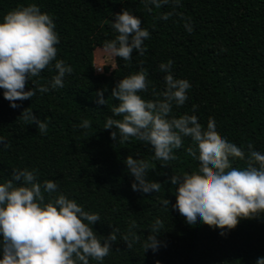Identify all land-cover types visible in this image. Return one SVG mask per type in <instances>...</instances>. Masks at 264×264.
<instances>
[{"label": "trees", "instance_id": "1", "mask_svg": "<svg viewBox=\"0 0 264 264\" xmlns=\"http://www.w3.org/2000/svg\"><path fill=\"white\" fill-rule=\"evenodd\" d=\"M29 3L52 17L60 40L56 58L73 71L66 74L63 88L16 101L17 108L9 106L0 89V136L7 142V147L0 145V183L12 180L13 169H36L38 181L54 180L58 192L85 211L98 213L100 221L92 225L97 235L119 230L103 264H255L264 257V214L240 219L221 236L220 229L203 223L191 227L172 209L176 186L170 177L198 167L187 153V148H195L189 138L173 150L176 158L162 165L164 161L153 159L151 145L135 138L120 143L110 136L115 129L103 128L118 103L111 96L118 81L143 67L150 83L140 95L155 99L153 90L159 93L164 87L158 65L171 59L174 77L191 84L189 99L179 108L173 106L172 115L195 114L204 127L211 117L218 134L242 147L246 156L248 144L264 153V0H181L176 13L183 19L173 14L167 20L160 16L172 11L171 5L150 6L149 12L142 0H0V18ZM123 9L138 16L149 31L147 53L134 51L130 62L116 57V76L96 74L93 52L114 38L110 21ZM189 18L191 33L183 27ZM54 74L46 68L32 78L34 84L26 81L25 91L46 85ZM97 90H103L107 104L96 103ZM24 109L41 121L48 118L46 134L20 117ZM85 119L90 127L82 129ZM128 156L148 161L146 179L160 182L159 192L132 190L134 178L124 163ZM232 166L244 168L246 163L237 158ZM12 182L20 185L23 180ZM163 199L169 200L167 208ZM156 219L162 225L156 234L160 246L155 252L143 251ZM130 227L137 239L127 248L121 236L129 234Z\"/></svg>", "mask_w": 264, "mask_h": 264}, {"label": "clouds", "instance_id": "2", "mask_svg": "<svg viewBox=\"0 0 264 264\" xmlns=\"http://www.w3.org/2000/svg\"><path fill=\"white\" fill-rule=\"evenodd\" d=\"M142 3L149 12L150 6L171 5L172 11L161 14L160 19L167 20L173 14L183 19L182 14L176 13L181 0H142ZM141 23L127 9L114 14L110 27L116 35L102 43V58L94 60L92 67L98 72L105 66L114 67L106 61L116 57L130 62L134 51L144 56L147 53L144 41L150 38V33ZM183 27L188 33L193 31L190 18ZM55 28L50 14L42 12L35 3L19 6L0 18V89L10 107L17 108L16 101L33 98L37 92L63 88L66 74L72 73L70 65L56 58L60 40ZM172 65L171 59L158 65L164 73V87L159 93L153 90L155 99L145 100L140 95L148 91L147 69L140 67L122 77L111 92L118 103L111 108L112 115L105 119L103 128L115 129L110 136L120 143L135 138L151 145L153 159L164 161L162 165L174 160L173 150L180 149L184 139L189 138L195 148H187V153L198 161V167L191 173L170 177L176 186L172 209L184 216L191 227L203 223L220 229L223 236L240 219L264 214V153L248 144L246 156L242 147L218 134L211 117L204 127L195 114L172 115L173 106L179 108L189 99L187 90L191 88L187 79L174 77ZM46 68L55 70L46 85L25 91L26 81L39 77ZM96 96L97 104H107L103 90H97ZM195 110L193 105V113ZM20 117L34 122L39 133L46 134L48 118L41 121L29 109H24ZM79 127L87 129L90 123L85 119ZM0 145L7 147L2 136ZM237 158L245 161L246 167H233L232 161ZM124 163L134 178L133 191L145 194L160 191V182L146 179L148 161L128 156ZM37 175L36 169H13L12 180L0 183V264H90V260L103 264L119 230L113 228L106 237L97 235L92 225L100 221L99 214L85 211L74 199L58 192L54 180L40 182ZM21 179L20 185L12 182ZM161 203L167 208L169 200L163 199ZM161 226L156 219L150 235L144 239L143 251L158 250L160 242L156 234ZM131 227L129 234L121 236L127 248L137 239ZM255 264H264V257L257 258Z\"/></svg>", "mask_w": 264, "mask_h": 264}, {"label": "rangeland", "instance_id": "3", "mask_svg": "<svg viewBox=\"0 0 264 264\" xmlns=\"http://www.w3.org/2000/svg\"><path fill=\"white\" fill-rule=\"evenodd\" d=\"M100 49V48H98ZM96 50V49H95ZM94 50V51H95ZM94 53V52H93ZM95 57V58H94ZM100 58H102V53L100 50H97V52L95 53V56L93 54V61L94 60H99ZM114 61V62H113ZM109 63H113L114 64V67H111V66H108L106 69L105 67L103 68V71L102 73H98V71L94 68V71L95 73L97 72L99 75H105V76H116L117 75V70H116V65H115V58L113 60H110V61H106V64L108 65H112V64H109Z\"/></svg>", "mask_w": 264, "mask_h": 264}, {"label": "bare ground", "instance_id": "4", "mask_svg": "<svg viewBox=\"0 0 264 264\" xmlns=\"http://www.w3.org/2000/svg\"><path fill=\"white\" fill-rule=\"evenodd\" d=\"M97 50H100V49H96L95 51H94V56H95V53L97 52ZM95 58V57H94ZM103 71V70H102ZM102 71H99V73H102Z\"/></svg>", "mask_w": 264, "mask_h": 264}, {"label": "built area", "instance_id": "5", "mask_svg": "<svg viewBox=\"0 0 264 264\" xmlns=\"http://www.w3.org/2000/svg\"><path fill=\"white\" fill-rule=\"evenodd\" d=\"M99 73V72H98ZM97 72H96V74H98Z\"/></svg>", "mask_w": 264, "mask_h": 264}]
</instances>
